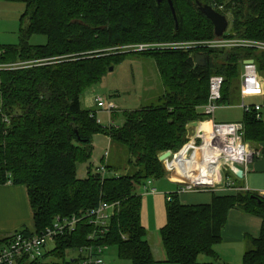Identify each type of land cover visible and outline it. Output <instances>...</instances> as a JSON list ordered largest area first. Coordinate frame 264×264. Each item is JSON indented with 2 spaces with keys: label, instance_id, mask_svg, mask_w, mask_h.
I'll use <instances>...</instances> for the list:
<instances>
[{
  "label": "trees",
  "instance_id": "16d2710c",
  "mask_svg": "<svg viewBox=\"0 0 264 264\" xmlns=\"http://www.w3.org/2000/svg\"><path fill=\"white\" fill-rule=\"evenodd\" d=\"M6 1L25 9L18 43L0 45V63H23L0 71V184L26 191L32 229L20 231L40 233L57 217H79L73 229L53 237L52 248L41 257H22L17 264H78L80 254L68 258V251L100 245L115 246L117 258L131 264L156 263L141 221V186L164 178L159 155L179 151L189 140L187 124L204 117L200 108L208 98L210 76L224 78L220 102L226 104L231 91L240 97L243 60L253 59L264 80V52L243 47L137 52L154 59L163 90L156 103L113 110L112 118L121 119L118 125H101L96 111L83 107L82 95L129 54L114 53L115 46L212 39L213 25L198 3L229 18L223 37L264 41V0H171L177 29L166 0ZM33 34L45 36V43L30 44ZM197 54L207 57L205 65L196 63ZM240 121L243 141L259 151L253 161L263 158L264 112L259 119L255 112L243 113ZM95 135L121 146L131 171L120 173L107 159L102 176L91 161ZM80 165H86L84 177ZM169 197L159 229L164 263L213 264L198 257L219 258L214 246L222 241L228 212L238 208L261 220L241 264H264V199L256 192H212L210 202L198 204L181 202L177 193ZM101 204L112 211L104 233L83 216ZM10 237L0 238V244Z\"/></svg>",
  "mask_w": 264,
  "mask_h": 264
},
{
  "label": "built area",
  "instance_id": "2783aa9c",
  "mask_svg": "<svg viewBox=\"0 0 264 264\" xmlns=\"http://www.w3.org/2000/svg\"><path fill=\"white\" fill-rule=\"evenodd\" d=\"M223 35L221 37L214 36L209 40L129 43L115 46L110 50L114 53H137L150 50L191 51L197 48L230 49L243 47L254 49L257 52H264V41L223 37ZM21 64L23 63H0V71L13 69ZM223 80L224 78L217 74H212L209 78L208 98L200 108L202 115L209 124L207 131L200 129L194 135L189 134L188 142L179 151L176 153L171 152L170 156L162 161L165 173H175L177 171L180 184L178 192L205 191L218 185L234 192L238 190L252 191L247 185L236 186L234 180L225 174L232 173L231 176L235 178H246L248 165L255 156L259 155V151L251 148L243 141L244 125L242 121L221 122L216 120L215 113L217 109L229 106L220 102ZM262 83L254 60L252 63H244L243 60L239 77L241 100L239 107L242 108L243 113L255 112L258 119L262 117L264 112V86ZM258 96L261 98L260 102L245 103L244 101L246 97ZM94 101L101 110L109 114L117 109L110 100L106 101L102 96H96ZM4 119L6 120V118ZM197 126H199V123ZM108 156L109 151L107 148L102 156L104 162L93 164L98 167L97 171L102 176L106 172L104 163L107 161ZM234 168L241 169V177H238L233 171ZM152 183V180H147L140 188L141 194L155 193L156 189L152 186ZM147 186H149V189L146 188ZM252 192H256L264 199V189ZM166 199H170L169 195L166 196ZM111 212V205L101 204L97 208L88 210L83 216L95 228V231L104 233ZM78 220L79 217L75 216L69 219L57 217L51 227H47L40 233L16 231L10 235L11 237L7 242L0 244V264H17L22 257H28L30 260L41 257L45 251L49 250L47 245L52 242L53 237L66 229H73ZM93 236L91 235L89 238L93 239ZM105 248L102 245L80 248L78 252L81 258L78 264H105L101 256Z\"/></svg>",
  "mask_w": 264,
  "mask_h": 264
},
{
  "label": "rangeland",
  "instance_id": "374dc122",
  "mask_svg": "<svg viewBox=\"0 0 264 264\" xmlns=\"http://www.w3.org/2000/svg\"><path fill=\"white\" fill-rule=\"evenodd\" d=\"M24 5L22 3L9 2L6 0H0V45H12L17 44L19 41V30L24 25V20L21 23L20 16L24 12ZM229 20V18H228ZM229 24V22H228ZM32 45L44 44L46 37L40 34H33L28 39ZM113 68V66H112ZM262 85L264 86V80L262 78ZM92 89L85 91L92 92V95L102 96L104 100L110 99L109 93L115 94L113 100L120 104L121 110H131L141 108L143 106L156 103L157 97L162 93V85L158 74L156 72V66L153 58L146 57L136 53L127 54L126 58L115 65L111 71H108L98 84ZM85 93L82 95H85ZM245 103L260 102L261 98L258 97H246ZM241 100L237 91H231L230 101L225 105H229L227 108H219L215 113L217 121L221 122H234L241 120L243 115L242 108L239 107ZM84 105V101H82ZM85 106V105H84ZM86 107V106H85ZM95 110L98 113V122L106 126L108 125L109 116L106 111H102L99 106H96ZM118 110V109H117ZM94 150L92 154V163H99L100 159L104 155V151H109V164L116 166L120 173L131 171L127 166V155L125 150L117 145L116 142H110L104 139L103 135H99L93 141ZM248 146L250 144L246 142ZM251 147V146H250ZM257 163V162H256ZM250 165L246 178L236 180L239 184L247 185L249 189L262 190L264 189V160L258 162V165ZM79 173V172H78ZM86 174V165L81 166L79 176L84 177ZM228 176L232 173H225ZM166 181V178L159 179L157 182ZM161 183H155L156 187ZM175 191V190H174ZM172 191V192H174ZM204 192H197L193 194H185V199L188 200L189 195L201 196ZM169 194V193H168ZM153 196L149 195L148 200H151ZM202 199V196H201ZM30 210V207H29ZM149 211H155L154 205L151 202L148 204ZM31 212V210H30ZM152 228L147 234V239L150 243L153 258L157 260L158 264H167L161 260H165V252L160 239L159 231H156L155 225L152 223ZM48 248H52V243L47 245ZM219 259L218 262L212 258L202 254L199 255V262H212L217 264H225V262H231L232 264H241L244 249L240 244H229L223 240L214 246ZM68 258H74L79 255L78 250L68 251ZM102 259L105 264H131L129 261L119 260L116 254L115 246H108L102 253Z\"/></svg>",
  "mask_w": 264,
  "mask_h": 264
},
{
  "label": "crops",
  "instance_id": "0c3cea01",
  "mask_svg": "<svg viewBox=\"0 0 264 264\" xmlns=\"http://www.w3.org/2000/svg\"><path fill=\"white\" fill-rule=\"evenodd\" d=\"M106 76V75H105ZM93 87V86H92ZM92 89L95 93V89ZM88 90V89H87ZM97 92V91H96ZM85 93V92H84ZM115 94L109 93L110 102H112L115 107L118 109H114L117 111H121L120 104L116 103L115 100H113V97ZM97 95H92V92H87L82 98V101H84L85 108L94 109L96 108V102L94 101L95 97ZM98 118L99 111L95 110ZM103 111V110H102ZM101 112V111H100ZM104 112V111H103ZM111 117H108V125L110 123L114 125H118L121 123V119L116 116V118H112L113 113L111 112L108 114ZM199 123V126H196L193 135L198 132L200 129H204L207 131L209 124L207 123V119L203 117L202 119L196 121ZM99 135H95V138ZM104 139L110 143V139L108 136L103 135ZM198 140V139H197ZM108 148V146H107ZM264 160V157L258 160L252 161L248 168H250V165L255 162V164L258 165V162ZM257 162V163H256ZM254 164V165H255ZM81 166H79L78 172L81 171ZM249 172V171H248ZM247 172V173H248ZM234 180V183L236 186H244L243 184H239L236 180H239V178H235L233 176H229ZM164 178H166V181H152V186L155 187L156 192H147L142 195V209H141V221L144 225L147 234L150 232V229L152 228V223L156 227V231H159V229L164 225L165 223V201L166 196L170 193H177L179 196V199L183 203H191V204H198V203H208L211 200V193L214 192L217 195H223V194H232L234 193L231 189H226L222 187V185H218L213 189L205 190V191H191V192H178L179 190V180H178V173L177 171L175 173H165ZM155 183H161L158 188L156 187ZM146 188L149 189V186ZM175 190V191H174ZM252 191H257L254 189H251ZM174 191V192H172ZM197 192H204L201 199V196H195V195H189L188 200L185 199V194H193ZM169 193V194H168ZM151 195L153 198L151 200H148V196ZM151 202V205H154L155 211H149L148 210V204ZM260 226H261V220L259 217L244 213L238 208H232L228 212L227 221L226 224L222 230V240L224 242H229V244H240L243 249L245 250L248 238H255L258 236L260 232ZM32 229V217L31 212L29 210V204L27 200V195L24 187L19 185H12L11 183H5L0 184V238H4L7 235H11L15 233L16 231H19L21 229ZM148 240V239H147ZM149 242V241H148ZM150 244V243H149ZM222 259L218 258L217 261L220 262ZM158 264L157 260H155ZM163 262V259L161 260ZM217 264V263H214ZM224 264V262H223ZM225 264H232L231 262H225Z\"/></svg>",
  "mask_w": 264,
  "mask_h": 264
},
{
  "label": "water",
  "instance_id": "95a60500",
  "mask_svg": "<svg viewBox=\"0 0 264 264\" xmlns=\"http://www.w3.org/2000/svg\"><path fill=\"white\" fill-rule=\"evenodd\" d=\"M162 0H157L158 3H160ZM169 4V7L172 12L173 20H174V27L177 29L178 21L176 17V12L173 6V3L171 0H166ZM199 10L211 21L213 25V34L216 37H221L224 32L227 30L228 27V19L225 15L217 12L214 10L210 5L207 4H200L198 3ZM196 63L199 65H205L207 57L197 54L195 55ZM252 59H246L244 60V63H252ZM113 68L109 67V71H111ZM198 125L197 122H190L187 124L186 128L189 132V134H192L195 130L196 126ZM170 151H165L163 154L159 155V160L163 161L164 159L168 158L170 156ZM233 171L237 174L238 177L242 176V171L239 168H234Z\"/></svg>",
  "mask_w": 264,
  "mask_h": 264
}]
</instances>
